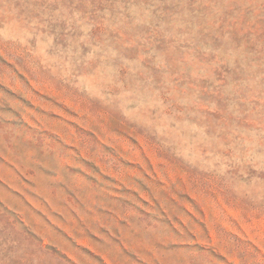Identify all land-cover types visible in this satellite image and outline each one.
<instances>
[{
    "label": "rangeland",
    "instance_id": "obj_1",
    "mask_svg": "<svg viewBox=\"0 0 264 264\" xmlns=\"http://www.w3.org/2000/svg\"><path fill=\"white\" fill-rule=\"evenodd\" d=\"M0 264H264V0H0Z\"/></svg>",
    "mask_w": 264,
    "mask_h": 264
}]
</instances>
